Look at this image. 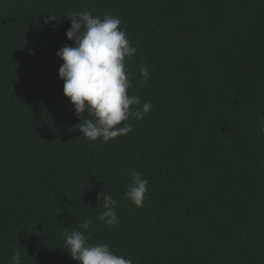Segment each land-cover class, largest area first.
Here are the masks:
<instances>
[{"label": "trees", "instance_id": "16d2710c", "mask_svg": "<svg viewBox=\"0 0 264 264\" xmlns=\"http://www.w3.org/2000/svg\"><path fill=\"white\" fill-rule=\"evenodd\" d=\"M79 12L121 21L128 93L153 106L107 143L83 137L58 76ZM261 129L264 0H0V264L16 250L79 264L64 233L85 220L90 244L132 264H264ZM133 173L148 181L139 208Z\"/></svg>", "mask_w": 264, "mask_h": 264}, {"label": "clouds", "instance_id": "9594fccd", "mask_svg": "<svg viewBox=\"0 0 264 264\" xmlns=\"http://www.w3.org/2000/svg\"><path fill=\"white\" fill-rule=\"evenodd\" d=\"M66 37L74 46L65 44L56 55L63 61L58 76L63 80V95L73 105L74 114L81 120L79 131L89 142L100 139L107 143L133 130L130 119L143 120L151 111L150 102H142L139 95H129L131 73L126 71V60H131L137 49L131 45L120 28L121 21L107 14L101 19L90 12L74 13ZM140 86L149 78L146 67L140 70ZM123 125V126H121ZM264 131V129H261ZM148 181L138 173L125 196L136 206L143 207ZM104 211L99 219L108 227L119 224L114 206L116 200L100 193ZM91 221L85 220L80 230L65 231L63 247L79 264H132L130 259L113 253L107 244H90ZM67 229V228H66ZM12 264H21V252L12 255Z\"/></svg>", "mask_w": 264, "mask_h": 264}]
</instances>
